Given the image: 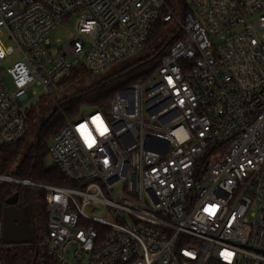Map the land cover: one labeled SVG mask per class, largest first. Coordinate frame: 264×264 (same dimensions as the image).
Listing matches in <instances>:
<instances>
[{
  "label": "built area",
  "instance_id": "built-area-1",
  "mask_svg": "<svg viewBox=\"0 0 264 264\" xmlns=\"http://www.w3.org/2000/svg\"><path fill=\"white\" fill-rule=\"evenodd\" d=\"M171 2L0 0V147L77 65L102 75L174 24L147 80L78 118L54 102L49 161L68 186L0 175V189L43 192L36 245L51 264H264V0ZM72 20L62 45L52 34ZM5 207L0 196V256Z\"/></svg>",
  "mask_w": 264,
  "mask_h": 264
},
{
  "label": "trees",
  "instance_id": "trees-1",
  "mask_svg": "<svg viewBox=\"0 0 264 264\" xmlns=\"http://www.w3.org/2000/svg\"><path fill=\"white\" fill-rule=\"evenodd\" d=\"M172 8L181 6L182 0H172ZM168 25L157 23L149 37V43L162 40L151 57L138 59L117 73L104 77L97 84L82 90L78 96L61 103L60 111L65 118H72L79 111L77 105L87 104L95 108L105 107L113 96L124 88L147 80L158 67L161 58L167 54L173 41L164 37ZM164 37V39H163ZM91 74L84 66L75 67L70 74L61 80L65 89L78 88ZM54 117V116H53ZM47 121V120H46ZM44 121L37 132L36 143L29 145L26 136L17 144L0 147V175H8L15 179L30 180L34 183L68 186L60 170L49 165L48 148L53 136L64 123L63 118L55 124ZM15 189L1 187L0 196L3 206L6 201L17 194L18 203L26 207L31 215V228L39 244L47 228V212L45 196L42 191L13 185ZM42 234L37 235V227ZM0 264H51L44 248L39 245L6 246L0 256Z\"/></svg>",
  "mask_w": 264,
  "mask_h": 264
},
{
  "label": "rangeland",
  "instance_id": "rangeland-1",
  "mask_svg": "<svg viewBox=\"0 0 264 264\" xmlns=\"http://www.w3.org/2000/svg\"><path fill=\"white\" fill-rule=\"evenodd\" d=\"M178 16L182 17V14L177 13ZM75 20H72L66 24H63L55 33L52 34V38L55 40H60L61 44H66L74 35H75ZM174 30V24H171L168 26L164 37H168ZM163 37V39H164ZM161 39L158 42L149 43L148 46L137 56V59H145L148 57H151V55L157 50L156 48L160 45ZM134 60V61H136ZM134 61H128L124 62L123 64H120L114 68H112L110 71L105 72L102 75L97 76H90L86 79V81L81 84L78 88H69L65 89L62 85H60L61 81L56 85L55 88H52L49 92L44 91L42 92L37 99L34 100L32 105L28 108L25 117L29 126V134L27 137V143L29 145L36 143V135L38 130L40 129L42 123L44 121L48 122V125L55 124L60 120L62 117H53V114L55 113L56 105L54 104L55 101L60 103H65L70 99H73L78 96V93L82 90L88 89L89 87L97 84L101 80L104 79V77L113 75L114 73H117L119 70H121L123 67L128 66L129 64L133 63ZM11 65V60H6L3 63L0 64V67L8 68ZM81 65H77L79 67ZM37 91H40V88H35ZM109 104V103H108ZM107 104V105H108ZM77 108H79V111L73 116L72 118H78L84 113H89L92 110L96 109L95 107L89 106L87 104H80L77 105ZM60 111V110H59ZM60 113V112H59ZM62 113V112H61ZM58 114V112H57ZM56 115V114H55ZM63 115V114H61ZM215 160V159H213ZM49 165H51V162H48ZM3 187H8L11 189H15L13 187V184H4ZM22 187V186H20ZM26 189V187H24ZM28 189V188H27ZM42 228L37 227V235L40 236L42 234Z\"/></svg>",
  "mask_w": 264,
  "mask_h": 264
},
{
  "label": "water",
  "instance_id": "water-1",
  "mask_svg": "<svg viewBox=\"0 0 264 264\" xmlns=\"http://www.w3.org/2000/svg\"><path fill=\"white\" fill-rule=\"evenodd\" d=\"M18 201L17 194L6 201L3 210V243L7 246L36 245L30 212Z\"/></svg>",
  "mask_w": 264,
  "mask_h": 264
},
{
  "label": "snow or ice",
  "instance_id": "snow-or-ice-1",
  "mask_svg": "<svg viewBox=\"0 0 264 264\" xmlns=\"http://www.w3.org/2000/svg\"><path fill=\"white\" fill-rule=\"evenodd\" d=\"M97 127H98L99 129H101V134H102V135H103L104 132L107 131L106 128H103L102 122H101V123H98V124H97ZM84 131H85V132L87 131L86 127L84 128ZM93 142H94V141H93ZM209 211H211V210H209Z\"/></svg>",
  "mask_w": 264,
  "mask_h": 264
}]
</instances>
